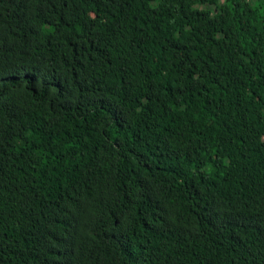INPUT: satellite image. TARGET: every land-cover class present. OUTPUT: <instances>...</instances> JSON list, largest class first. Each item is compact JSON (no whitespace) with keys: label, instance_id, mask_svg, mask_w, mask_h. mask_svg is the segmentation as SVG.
Here are the masks:
<instances>
[{"label":"trees","instance_id":"16d2710c","mask_svg":"<svg viewBox=\"0 0 264 264\" xmlns=\"http://www.w3.org/2000/svg\"><path fill=\"white\" fill-rule=\"evenodd\" d=\"M0 264H264V0H0Z\"/></svg>","mask_w":264,"mask_h":264}]
</instances>
